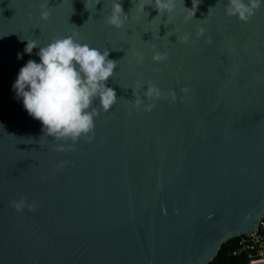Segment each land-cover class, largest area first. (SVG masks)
Here are the masks:
<instances>
[{"label": "water", "instance_id": "obj_1", "mask_svg": "<svg viewBox=\"0 0 264 264\" xmlns=\"http://www.w3.org/2000/svg\"><path fill=\"white\" fill-rule=\"evenodd\" d=\"M99 2L0 0V264H208L264 217V4L242 22L227 0H175L165 15L122 0L117 29L113 0ZM73 34L117 65L116 104L74 147L44 135L12 87L39 63L28 42ZM22 195L34 211L9 206Z\"/></svg>", "mask_w": 264, "mask_h": 264}, {"label": "clouds", "instance_id": "obj_2", "mask_svg": "<svg viewBox=\"0 0 264 264\" xmlns=\"http://www.w3.org/2000/svg\"><path fill=\"white\" fill-rule=\"evenodd\" d=\"M99 3L96 0V5ZM262 4L264 0H227L225 15L247 22ZM87 5L88 0H85V8L89 10ZM46 7V4L41 5L42 19L50 15ZM136 7L140 12L151 7L157 15H165L174 11L175 0H149L147 4L144 0H137ZM127 18L122 0H113L106 23L119 29ZM180 39L186 42L188 36ZM34 48H39L36 53L39 63L30 59L20 68L12 85L16 97L22 99L27 113L41 122L44 135L57 141H70L73 147L81 138L90 141L94 136L95 119L101 111L107 114L117 102L115 90L106 86V81L113 76L117 67L116 61L108 58L109 51L81 43L75 34L54 38L43 47L34 41L28 42L24 51L31 55ZM134 55L143 60L142 54ZM152 59L156 63L163 62L167 59V53L155 52ZM182 91L187 92V89ZM170 95L174 100L175 94ZM144 96L159 99L161 91L148 82ZM133 97L134 105L139 107L143 101L135 90ZM151 107L154 105L147 106L146 110ZM56 150L63 151L64 148L60 146ZM9 206L17 212L25 207L29 211L35 210V205L28 203L23 195L10 201Z\"/></svg>", "mask_w": 264, "mask_h": 264}, {"label": "built area", "instance_id": "obj_3", "mask_svg": "<svg viewBox=\"0 0 264 264\" xmlns=\"http://www.w3.org/2000/svg\"><path fill=\"white\" fill-rule=\"evenodd\" d=\"M237 238V251L234 253L244 252L250 260L249 263L264 261V217L254 232Z\"/></svg>", "mask_w": 264, "mask_h": 264}, {"label": "trees", "instance_id": "obj_4", "mask_svg": "<svg viewBox=\"0 0 264 264\" xmlns=\"http://www.w3.org/2000/svg\"><path fill=\"white\" fill-rule=\"evenodd\" d=\"M238 238H232L222 244L217 256L208 264H249V258L244 252L237 251Z\"/></svg>", "mask_w": 264, "mask_h": 264}]
</instances>
